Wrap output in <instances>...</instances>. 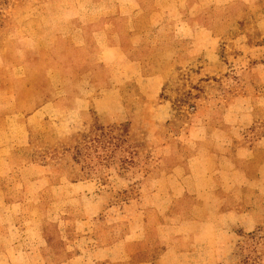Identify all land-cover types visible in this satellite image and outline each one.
<instances>
[{"label": "rangeland", "instance_id": "1", "mask_svg": "<svg viewBox=\"0 0 264 264\" xmlns=\"http://www.w3.org/2000/svg\"><path fill=\"white\" fill-rule=\"evenodd\" d=\"M131 16L139 29H147L140 52L147 59L135 58L133 76L132 62L115 56L105 63L101 56L104 48L117 44L114 31L119 29L127 32L120 41L123 53L133 56ZM182 25L183 37L175 39L173 32ZM195 42L201 46L195 49ZM157 72L163 74L161 92L147 95L143 88H155L148 78ZM101 97L106 100L95 108ZM76 98L87 99L88 109ZM39 108L40 123L27 128V144L0 141L1 259L57 264L73 254L69 241L77 237L56 215H145V237L127 246L133 262H152L166 250L163 264H203L207 245L177 253L158 231L168 220L199 215V204L194 212L180 204L169 188V175H178V168L198 174L200 162L190 170L187 165L194 156L220 182L228 177L218 172L238 167L250 177L264 174V0H9L0 9V137L15 134L6 116L24 121ZM56 118L74 120V130L60 136L52 123ZM6 143L7 153L1 149ZM76 143L86 156L79 166L70 160ZM54 151L58 164L83 166L85 181L105 186V209L99 211L88 199L93 193L42 188L45 180L51 186L66 180L62 166L49 160ZM41 160L47 162V174L31 166H43ZM17 197L21 205L11 210L10 201ZM23 215H36L32 228L45 215L38 228L48 247L39 232L30 234L37 238L32 245L24 246L34 253H24L21 245L4 246V232L21 235ZM93 223L92 232L78 237L86 238L88 247L96 245L92 240L115 246L131 230L106 236L108 218ZM232 229L240 239L229 255L217 252L214 257L221 261L215 264H264V219L252 238ZM122 253L113 247L110 263L119 264Z\"/></svg>", "mask_w": 264, "mask_h": 264}, {"label": "crops", "instance_id": "2", "mask_svg": "<svg viewBox=\"0 0 264 264\" xmlns=\"http://www.w3.org/2000/svg\"><path fill=\"white\" fill-rule=\"evenodd\" d=\"M133 7L135 8L134 10H138L140 12H138L140 15V8L137 5ZM136 14L137 12H135L134 15ZM130 18L131 22H133V26L128 30V33H131L129 34V40L133 56L127 58L121 49L120 41L125 37V34H127L125 29L114 31V35L118 41L117 44L112 47L104 48L102 50L101 56L103 58V62L105 63L113 62L115 56L117 58L119 56V59L125 62H132L130 63L132 66L130 69V75L133 76L136 74V72H132V69H135L133 66L137 63L134 60L136 57L139 59L141 57L140 55H142L140 52L142 51V42L143 37L145 36L144 31L147 29L142 30L138 28V23L135 19V16H131ZM184 28V25L181 27L177 26V29H175L173 32L175 39L183 37L181 33L185 32ZM194 46L196 49L199 48L201 44L199 42H195ZM168 58H170L169 55ZM140 59L145 61L147 58ZM162 76V73L157 72L148 78L150 79V83H156V85L154 84L155 88L153 90L150 88H143V92L150 96H158L162 88ZM75 100L85 102L87 104L85 108L88 109L89 101L87 99L76 98ZM105 100V97L97 98L94 101L95 108L99 105L102 106ZM77 110L79 109L76 108L75 111ZM39 113H41V108L24 117V121H18L15 117L12 118L11 115L6 116V120L9 121V123L15 129V134H13V136H3L1 134L2 137H0V141L14 140V143H20L21 146L27 144L28 134L26 130L28 127L35 129L36 125L40 123L39 121H36ZM42 117H45V115ZM42 120L43 118H41V121ZM52 123L60 136H66L70 134L74 130V125H76L74 120H68V118H56ZM8 146L9 145L6 143L1 149L7 153ZM3 161L4 160L1 159L0 164H2ZM196 162H200L201 164L199 169L200 172L198 174L195 175L190 173V171L185 172L183 168H178V171H174L178 175H169L171 178L169 180L170 182L168 181V185L170 190L175 194V197L179 200L180 204L186 208H192V212L195 210L194 204H199V206H197L200 207L199 215L194 213L195 215L188 219L168 220L158 229V231H162V233L168 237L173 248L170 250H174L177 253L181 251H194L198 246H202L203 244L207 245V247L203 248L204 254L207 253L208 255H204L203 264H215V262H219L221 259H215L214 255L217 252H227V255H229L228 252L232 250L234 243L240 239L239 236L233 232L232 228H240L243 232L249 233L254 231L256 227L261 224V220L264 219L262 216L264 215V174L250 177L245 172V170L238 167L230 172H218L219 177L220 174L222 177H228V181H226V178H222L220 182L218 179L215 180V175L209 173L207 170L208 165L204 163V160H197L196 156L189 159L187 163L189 170L190 168H193L191 166L195 165ZM31 166H36L38 170L43 171L45 174H47V169L49 168L44 165L41 166L31 164ZM3 169L4 167L2 170ZM64 181L65 183H59L57 185L51 186L49 181L45 180V182L42 181V188L45 189L46 187H49V191H51V189L54 192L61 190L64 193L66 191L67 193L73 192L75 189L86 192V195L93 193L88 199L96 204L98 210L101 211L107 207V198L109 193L107 191H101V188L105 187L104 185H95L93 183H89L88 181L79 183H69L67 180ZM30 183L32 184V182L29 181V184ZM1 196L3 199L5 198L3 195ZM10 202L12 203L10 204L11 210L12 208L14 210V205H21V200L19 197H17L15 200H11ZM40 216L41 217H37V228L36 225L35 228H32V224H34L36 220V215L33 217H30V215H23L21 218L23 219L25 226H22L20 229L21 235H19L18 232L17 236L19 235V237H15L12 230L9 232H4L2 238L3 240H7L4 242V246L13 248L21 245V251L24 253L27 251H29V253H34L35 249L25 248L24 246L27 244L32 245V242H35V239L37 238L34 239L30 234H33L32 236L36 237L38 234L37 232H39V239L44 242L46 247H48L47 240L41 236V228H38V226H42L43 220H45L46 217L45 215ZM102 216L108 218L109 227L107 230H105L107 234L106 236L114 237L116 236L115 234L122 232L123 228H126L127 230L129 226L131 230L129 229L130 231L128 233H123L115 246L113 244L108 245L104 240L102 242L92 240L91 242H95L96 245L92 246L91 244L88 247V240L82 237L78 239V237L92 232L90 228H93L96 224L93 223V219ZM129 218H134L135 220L133 221L132 219H128L126 215H77L76 217L69 215H56L55 219H59L61 222L69 224V230H73L74 235L77 237V239L73 242L69 241V246L73 245V247H70L71 250H74L73 254L57 264H111L110 259L111 253L113 252V247L115 250L123 251L117 262L119 264H163V260L167 256L166 250H164L162 254H160V256L152 262L141 261L139 263H135L132 261L133 255L127 250V246L130 245V243L138 242L145 237L144 231L146 229L143 228V226L145 223L144 220H147V218L145 215H133ZM13 219L16 218H12V220ZM13 228L16 229L15 224H13ZM74 243H77V245ZM49 247L50 249H53L51 246ZM55 249L58 248L56 247ZM170 250H168V256L170 254ZM86 251H89V253H91L94 257L91 259L89 256H87L89 253ZM0 264L9 263L8 260H3L0 257Z\"/></svg>", "mask_w": 264, "mask_h": 264}, {"label": "trees", "instance_id": "3", "mask_svg": "<svg viewBox=\"0 0 264 264\" xmlns=\"http://www.w3.org/2000/svg\"><path fill=\"white\" fill-rule=\"evenodd\" d=\"M9 5V0H0V9H3V8H5V7H7ZM24 89H22V91H23ZM190 95H189V93L187 94V97H189ZM195 98V97H194ZM188 99V98H187ZM191 99V98H190ZM191 107H194V106H191ZM32 111H34V110H32ZM31 111V112H32ZM30 112V113H31ZM29 113V114H30ZM101 128V127H100ZM125 132V131H124ZM30 137H31V133L29 132L28 133V140L30 141ZM83 137H85V136H82L81 135V138H82V141H83ZM77 145L73 148L74 149V152H73V155H72V157H71V162L76 166V165H80L81 163L82 164H85L86 163V156L84 155V157H83V154L81 153V151H80V149H78V147L79 146H82L81 145V143H76ZM83 144H86V142H83ZM108 144H110V143H108ZM84 146V145H83ZM84 148L85 149H87V145H85L84 146ZM32 156V155H31ZM51 157H53V159L51 158ZM49 160H51V161H54V162H56V164L55 165H57V166H59L60 164H58L57 163V161H60L61 159H60V157L58 158V156L56 157L55 156V151L53 152V154H50L49 155ZM55 160H57V161H55ZM41 164L42 165H44V166H46L47 165V162H45L44 160H41ZM60 166H62V165H60ZM83 166H81V168H79V169H75V168H73V167H68L67 165H64V166H62L60 169V173H62L63 175H65V178H66V180L69 182V183H79V182H83V181H85V180H87V179H89L88 178V174H83L84 173V171H83V169L84 168H82ZM243 233V232H242ZM239 235H242V234H240L239 233ZM247 237H249V238H252V237H254V235H255V232H249V233H247V234H245Z\"/></svg>", "mask_w": 264, "mask_h": 264}]
</instances>
